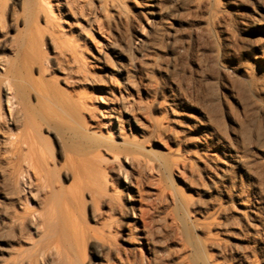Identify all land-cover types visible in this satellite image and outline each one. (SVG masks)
<instances>
[{"label": "rangeland", "instance_id": "374dc122", "mask_svg": "<svg viewBox=\"0 0 264 264\" xmlns=\"http://www.w3.org/2000/svg\"><path fill=\"white\" fill-rule=\"evenodd\" d=\"M0 67V264H264V0H0Z\"/></svg>", "mask_w": 264, "mask_h": 264}, {"label": "bare ground", "instance_id": "6f19581e", "mask_svg": "<svg viewBox=\"0 0 264 264\" xmlns=\"http://www.w3.org/2000/svg\"><path fill=\"white\" fill-rule=\"evenodd\" d=\"M46 5H48V4H46ZM49 6V5H48ZM1 68V67H0ZM8 85V84H7ZM10 85V84H9ZM10 90H8V92H9ZM15 95V94H14ZM11 97L12 99H14L13 97V93H11V92H9L8 93V97ZM9 97V98H10ZM9 98H7L8 100H9ZM11 100V99H10ZM18 101H19V99H18ZM16 99L14 100V103L12 104V103H10L9 101H8V104H9V111H8V113H9V115L7 116H5V114L3 115V114H1L0 113V126H7V127H10V126H13L14 128H16L15 126H16V124H19V120H22V122H20V123H22L23 124V127H22V130H17V128H16V132H14V130L12 131V132H10V133H12V134H10V136H8L10 139L9 140H7V142L9 141V143H7V144H9V146H8V150H7V153L11 156L12 155V157H14L15 156V153L17 152V151H19V149H22V147L20 148L19 146H22V145H26L25 147L27 148V150L25 149V151H27L24 155H23V159H20L21 161H19V160H17V158L16 159H14V158H12L14 161H17V162H13V161H10V163H12L11 165H9V166H11V171H10V173L9 174H11L10 176H12V177H10L8 174V178L10 177V178H13V180H14V182H13V184L15 183L16 185L17 184H19V182H22V181H20L19 180V176H22L21 175V173H25L26 175H27V181H29L30 179H31V176H38V177H41V176H43V175H41V171L44 169V168H42V169H40L41 167H45L47 164L46 163H48V162H46L45 163V160H44V156H45V154L43 155V153L41 152V150L42 149H40L39 147H37L38 145H37V143L35 142V140H37V136L35 137H33L32 135H33V133H30V125H32V122H31V124H29L30 123V121H28V120H30L31 119V117L29 116L31 113L28 111L27 112V110H29V109H27V108H25V106L23 107V105H22V103L21 102H18ZM20 101H22L21 99H20ZM21 103V104H20ZM14 105V106H13ZM27 107V106H26ZM1 112V111H0ZM28 113H30L29 115H28ZM32 116H33V114H31ZM29 116V117H28ZM21 118V119H20ZM30 118V119H29ZM21 124V125H22ZM2 128V127H1ZM19 128V127H18ZM10 129V128H9ZM9 129H8V131H9ZM38 129V128H37ZM32 132V131H31ZM36 134V133H35ZM34 138H36V139H34ZM42 143V142H41ZM40 145H42V144H40ZM47 145V144H46ZM24 147V148H25ZM46 147V146H45ZM4 150V149H3ZM24 151V152H25ZM44 151V150H43ZM4 152V151H3ZM21 150H20V154H21ZM6 153V154H7ZM19 153V152H18ZM7 154V156H9ZM17 154V153H16ZM53 155V154H52ZM17 156H19V155H17ZM48 156V155H47ZM46 156V157H47ZM10 158V157H9ZM8 158V159H9ZM3 159H4V157H3ZM6 159V158H5ZM47 159H49L48 157H47ZM46 159V160H47ZM7 160V159H6ZM10 160H11V158H10ZM22 160L24 161V163H25V167L24 168H26V171L23 169V172H20L21 171V164H19L20 162L22 163ZM7 162V161H6ZM42 162H44L43 164H46L45 166H41L40 167V165H42ZM9 163V164H10ZM48 166V165H47ZM9 168V167H8ZM28 169H31L32 170V172H30V171H27ZM47 169V168H46ZM45 170V169H44ZM48 171H49V169H48ZM44 172V171H43ZM44 173H46V172H44ZM52 174H54V173H52ZM48 177H49V175H48ZM47 178V177H46ZM50 178V177H49ZM22 179H24V178H22ZM35 179H37V178H35ZM43 179V178H42ZM45 180V179H44ZM43 180V181H44ZM11 181V180H10ZM50 181H51V179H50ZM30 182V181H29ZM36 182V181H35ZM34 182V183H35ZM40 182H41V180H40ZM39 182V183H40ZM33 183V184H34ZM44 183H45V181H44ZM48 183V182H47ZM51 183V182H50ZM10 184H12V183H10ZM25 184V183H24ZM32 184V183H31ZM30 185V184H29ZM34 185H36V184H34ZM47 185V184H46ZM25 186V185H24ZM49 185H47V187H48ZM16 187V186H15ZM18 187H20V185L18 186ZM15 189V188H14ZM20 191H21V188L19 189ZM18 190V191H19ZM59 191V190H58ZM61 191V190H60ZM55 194V193H54ZM15 195V194H14ZM13 196V195H12ZM18 197V196H17ZM131 198V197H130ZM20 199V198H19ZM133 200V199H132ZM134 201H136L137 203H139V202H141L140 200H134ZM135 203V202H134ZM136 203V204H137ZM134 207H137V206H135V204H130L129 205V207H128V210H129V213L132 215V216H137L139 219L141 218L143 221H145L144 220V218H145V209L141 206V205H139L137 208H134ZM49 209V208H48ZM135 209L136 210H138V214L135 212ZM50 210V209H49ZM51 210H52V208H51ZM25 212V211H24ZM49 212V211H48ZM25 214V213H24ZM22 215V217L23 216H25L26 217V215ZM27 214V213H26ZM49 214V213H48ZM46 216V215H45ZM20 217V216H19ZM31 217V216H30ZM46 219H48L47 217H45ZM49 219H50V217H49ZM51 219H52V217H51ZM28 220V219H27ZM26 221V220H25ZM33 221V220H32ZM51 221V220H50ZM68 221V220H67ZM42 222V221H41ZM49 222V221H48ZM64 222V221H63ZM66 222V221H65ZM43 223V222H42ZM41 223V224H42ZM46 224V223H45ZM52 224V223H51ZM50 224V225H51ZM74 224V223H73ZM72 224V225H73ZM54 225V224H53ZM75 225V224H74ZM43 226V225H42ZM52 227V226H51ZM55 227V226H54ZM53 227V228H54ZM72 228V227H71ZM64 229V228H63ZM67 229H69V228H67ZM67 229H65V230H67ZM44 230H45V228H43V230H42V232H44ZM47 230V229H46ZM56 230V229H55ZM53 231V230H52ZM61 231V230H60ZM68 231V230H67ZM71 231V230H70ZM75 231V230H74ZM73 231V232H74ZM63 232H64V230H63ZM62 232V233H63ZM72 232V231H71ZM44 233H46V232H44ZM54 233H55V231H54ZM54 233H48V234H53V235H56L57 234V232H56V234H54ZM60 233V232H59ZM61 233V235H63ZM66 233V232H65ZM65 233H64V235H65ZM75 233V232H74ZM68 234V233H67ZM76 234V233H75ZM71 235V234H70ZM57 236H58V234H57ZM60 236V235H59ZM71 236H73V234L71 235ZM65 239H66V237L65 236H63ZM62 236H61V240H62V238H63ZM67 237H68V235H67ZM57 238V237H56ZM65 239L63 240V242H65ZM55 240V239H54ZM67 241H70L68 238L66 239ZM66 241V242H67ZM66 242H65V244H66ZM55 243V247H57V249L59 250V248H58V246H59V242H54ZM68 243V242H67ZM60 244H62L61 242H60ZM64 245V244H63ZM56 249V248H55ZM66 249V248H65ZM57 250V251H58ZM67 250V249H66ZM44 251H42L41 253H40V255L42 256V257H44ZM39 255V254H38ZM39 255V256H40ZM61 255V254H60ZM40 256V257H41ZM43 261V260H42Z\"/></svg>", "mask_w": 264, "mask_h": 264}]
</instances>
